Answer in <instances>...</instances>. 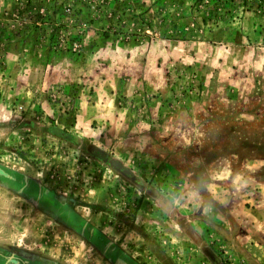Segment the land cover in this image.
Instances as JSON below:
<instances>
[{
    "label": "rangeland",
    "instance_id": "obj_1",
    "mask_svg": "<svg viewBox=\"0 0 264 264\" xmlns=\"http://www.w3.org/2000/svg\"><path fill=\"white\" fill-rule=\"evenodd\" d=\"M230 5L0 0V264H264V0Z\"/></svg>",
    "mask_w": 264,
    "mask_h": 264
},
{
    "label": "flooded vegetation",
    "instance_id": "obj_2",
    "mask_svg": "<svg viewBox=\"0 0 264 264\" xmlns=\"http://www.w3.org/2000/svg\"><path fill=\"white\" fill-rule=\"evenodd\" d=\"M19 174H14L12 171H9L3 167L0 166V177L7 178L13 185H21L20 183L31 185L30 181H26L27 179ZM0 256L6 259V261L9 260V258L0 251ZM25 262L24 260H13L12 264H19Z\"/></svg>",
    "mask_w": 264,
    "mask_h": 264
},
{
    "label": "trees",
    "instance_id": "obj_3",
    "mask_svg": "<svg viewBox=\"0 0 264 264\" xmlns=\"http://www.w3.org/2000/svg\"><path fill=\"white\" fill-rule=\"evenodd\" d=\"M199 1H200L201 5H205V6L209 7L211 11L218 9L219 7L222 8L225 5H230V3H231L230 6H233V4H235L237 2V0H199ZM227 10L230 11L229 7H228V9L226 8V10H225L226 12H229Z\"/></svg>",
    "mask_w": 264,
    "mask_h": 264
}]
</instances>
